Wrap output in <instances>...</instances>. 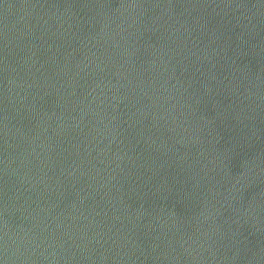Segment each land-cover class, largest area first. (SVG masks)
<instances>
[{
	"label": "water",
	"instance_id": "95a60500",
	"mask_svg": "<svg viewBox=\"0 0 264 264\" xmlns=\"http://www.w3.org/2000/svg\"><path fill=\"white\" fill-rule=\"evenodd\" d=\"M0 264H264V0H0Z\"/></svg>",
	"mask_w": 264,
	"mask_h": 264
}]
</instances>
